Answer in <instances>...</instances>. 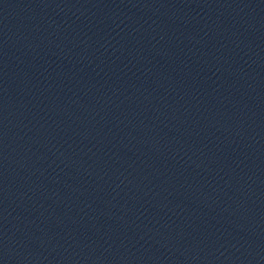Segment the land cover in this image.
I'll return each instance as SVG.
<instances>
[{
    "label": "water",
    "instance_id": "1",
    "mask_svg": "<svg viewBox=\"0 0 264 264\" xmlns=\"http://www.w3.org/2000/svg\"><path fill=\"white\" fill-rule=\"evenodd\" d=\"M0 264H158L71 0H0Z\"/></svg>",
    "mask_w": 264,
    "mask_h": 264
}]
</instances>
